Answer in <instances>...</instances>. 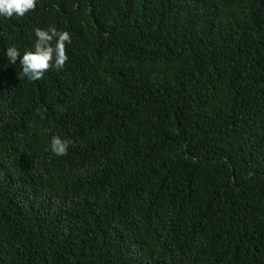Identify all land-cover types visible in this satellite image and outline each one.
I'll list each match as a JSON object with an SVG mask.
<instances>
[{
	"label": "trees",
	"instance_id": "trees-1",
	"mask_svg": "<svg viewBox=\"0 0 264 264\" xmlns=\"http://www.w3.org/2000/svg\"><path fill=\"white\" fill-rule=\"evenodd\" d=\"M49 26L69 59L30 81L7 47ZM0 264H264V0L0 16Z\"/></svg>",
	"mask_w": 264,
	"mask_h": 264
},
{
	"label": "clouds",
	"instance_id": "clouds-1",
	"mask_svg": "<svg viewBox=\"0 0 264 264\" xmlns=\"http://www.w3.org/2000/svg\"><path fill=\"white\" fill-rule=\"evenodd\" d=\"M36 6L37 0H0V16L23 17L26 13L34 11ZM35 36L37 39L34 49L25 51L22 56L16 46L7 47L6 51L7 59L11 64H16L19 59L22 76L30 81L42 79L50 68L62 70L69 59L66 43H71L70 33L60 31L55 26L37 27ZM71 144V140L56 135L52 137L50 147L57 156H63L67 154Z\"/></svg>",
	"mask_w": 264,
	"mask_h": 264
}]
</instances>
